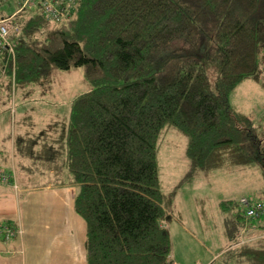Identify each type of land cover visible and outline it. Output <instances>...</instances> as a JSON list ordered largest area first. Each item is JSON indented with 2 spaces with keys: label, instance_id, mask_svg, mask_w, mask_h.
<instances>
[{
  "label": "trees",
  "instance_id": "16d2710c",
  "mask_svg": "<svg viewBox=\"0 0 264 264\" xmlns=\"http://www.w3.org/2000/svg\"><path fill=\"white\" fill-rule=\"evenodd\" d=\"M32 11L12 20L20 26L11 37L14 77L9 70L0 84L30 87L53 68L82 67L92 88L72 100L63 134L14 141L15 167L0 168V182L15 184L17 170L29 183L46 175L41 185L74 187L87 264H171L160 136L180 131L195 171L258 159L262 139L229 93L260 72L264 0H77L60 22ZM221 206L234 211L226 231L235 236L222 254L264 264V235L239 243L243 209Z\"/></svg>",
  "mask_w": 264,
  "mask_h": 264
},
{
  "label": "rangeland",
  "instance_id": "374dc122",
  "mask_svg": "<svg viewBox=\"0 0 264 264\" xmlns=\"http://www.w3.org/2000/svg\"><path fill=\"white\" fill-rule=\"evenodd\" d=\"M16 8L17 0H2L0 16H8ZM32 13L28 9V14ZM258 64V76L244 78L229 93L232 108L250 117L262 139L258 159L252 164L195 171L186 155V137L175 128L164 130L160 136L159 184L161 191L171 197V220L166 228L175 264H233L229 255L221 251L235 241V236L226 231L231 223L227 222L228 217L234 211L224 209L221 203L237 201L241 196L264 202V52L260 53ZM4 83L0 84V168L7 167L16 139L35 135L45 140L63 134L72 100L92 88L82 67L53 68L45 79L30 87L12 86L11 82L10 88ZM22 160L28 163L29 157L22 155ZM36 176L31 183L40 185L45 179ZM17 185V181L12 184L14 188ZM259 221L264 222V214L251 218L247 225H257ZM261 227L255 233L243 234L240 230L238 237L256 233L262 236L264 225Z\"/></svg>",
  "mask_w": 264,
  "mask_h": 264
},
{
  "label": "crops",
  "instance_id": "0c3cea01",
  "mask_svg": "<svg viewBox=\"0 0 264 264\" xmlns=\"http://www.w3.org/2000/svg\"><path fill=\"white\" fill-rule=\"evenodd\" d=\"M13 148L14 143L7 169L15 167ZM15 173L17 188L0 183V223L17 224L21 233L8 240L0 237V264H87L86 224L73 207L75 188L29 183L27 174ZM248 225L241 229L243 234L258 232L264 222ZM258 234L239 239L244 242Z\"/></svg>",
  "mask_w": 264,
  "mask_h": 264
},
{
  "label": "built area",
  "instance_id": "2783aa9c",
  "mask_svg": "<svg viewBox=\"0 0 264 264\" xmlns=\"http://www.w3.org/2000/svg\"><path fill=\"white\" fill-rule=\"evenodd\" d=\"M76 2L77 0H17V8L12 14L0 16V79L8 74L9 70L12 81L14 77L15 54L11 37L20 29L18 24L12 23L14 17L22 11L37 9L48 20L60 22L72 15ZM9 62L10 65L8 64ZM1 177L5 179V175ZM238 202L243 209L245 224L251 218L264 214V202H252L244 196L240 197ZM20 233V226H9L5 223H0V237L3 240L13 238ZM242 242L243 240H240V243ZM171 264H175V262Z\"/></svg>",
  "mask_w": 264,
  "mask_h": 264
}]
</instances>
